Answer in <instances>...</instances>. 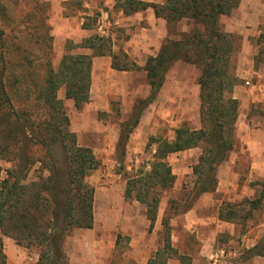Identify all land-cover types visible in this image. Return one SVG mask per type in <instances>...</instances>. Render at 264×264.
Masks as SVG:
<instances>
[{
	"label": "trees",
	"instance_id": "16d2710c",
	"mask_svg": "<svg viewBox=\"0 0 264 264\" xmlns=\"http://www.w3.org/2000/svg\"><path fill=\"white\" fill-rule=\"evenodd\" d=\"M240 1L165 0L158 3L116 0L114 7L125 14L151 7L157 17L167 21L168 36L158 53L150 55L145 64L140 65L131 60L126 51L115 52L109 36L94 32L80 43L67 41L66 44L68 49H90V53L68 51L56 68L54 37L47 22L49 2L24 0L19 21L26 22L24 26L34 28V31L26 29V39L16 44L19 51L16 61L1 56L0 160H14L13 166L6 169L5 177H2L0 165L2 233L14 238L19 245L30 247L36 243L40 247L38 264H65L66 233L94 225L95 188L86 182V177L99 166V160L91 148L77 144L75 133L69 129L70 119L62 99L58 97L59 89L64 87L66 96L73 99L78 108L89 102L95 56H111L112 67L116 70L146 71L151 93L134 105L133 128L139 123L143 110L162 89L168 71L181 60L201 68L198 78L201 125L199 128H177L173 141L159 140L151 169L128 178L125 191L126 196H135L146 206L151 230L158 218L160 189L173 187L176 180L167 155L192 147L202 148L199 160L194 164L197 178L191 193L185 203L170 199L169 210L162 218L164 248L157 249L148 261V264H169L178 252L172 241L171 223L177 213L176 206H183L181 212H185L193 206V196L195 199L202 193L216 190V168L235 146L239 101L226 96L234 86L229 73L234 36L223 29L220 17L230 15ZM183 22L190 24V29L174 37L172 29ZM84 26L90 29L85 23ZM257 44L256 63L264 64V32L258 37ZM31 48L38 51H30ZM55 144H62L69 153L67 165L56 163ZM31 146L42 149V156L38 157L42 159L36 160L47 165L48 175L29 182L28 174L35 163L30 161ZM253 185L256 188L254 197L226 201L220 208V217L239 222L243 232L258 224L255 213L264 206V178ZM263 253L264 233L256 245L246 249L243 259ZM0 264H8L1 240Z\"/></svg>",
	"mask_w": 264,
	"mask_h": 264
},
{
	"label": "rangeland",
	"instance_id": "374dc122",
	"mask_svg": "<svg viewBox=\"0 0 264 264\" xmlns=\"http://www.w3.org/2000/svg\"><path fill=\"white\" fill-rule=\"evenodd\" d=\"M15 1L22 2V4H16ZM23 1L0 0V70L3 61L1 56H8L11 60L15 58L14 61H16L19 55L16 44L26 39V29L34 31V28L24 26L27 24L26 22L23 24L19 21ZM45 1H48L50 5V17L47 22L51 27L50 33L54 37L56 53L54 65L56 68L66 52H84L83 48L68 49L67 41L80 43L84 38L97 32L100 35L109 36L113 50L119 53L122 50L126 51L124 49L125 40L132 37L134 33L142 31L141 28L136 29V25H120L124 21H122L124 16H121L119 9L114 7L116 0L111 2L114 3L112 8L109 7V4L106 5L104 0ZM105 9H109V14L104 13ZM84 23L90 29L86 28ZM78 26L81 29H86L88 35H83V31ZM190 27L191 25L185 22L178 23L172 29V35L178 37L180 32L186 31ZM146 32L144 37L147 39H152L155 36L151 31ZM263 32L264 23L255 36L252 47L254 65L258 68L264 67L263 63L257 64L255 59L258 51L257 39ZM74 34L78 39L74 38ZM167 36L168 33L162 42ZM151 48L154 49V46ZM30 51L37 52L38 49L31 48ZM155 54L141 53L136 57L141 63L130 55L129 58L144 65L147 58ZM230 64L229 73L234 86L232 91L227 93V97H232L235 86L241 85L248 89L254 82L253 78L241 76L242 67H248L251 64L250 58L239 57V53L234 54L233 50ZM200 74L199 66L181 60L177 61L168 71L165 85L155 100L143 110L139 123L133 128L131 125L134 121L132 115L134 105L149 97L151 93L146 71L128 70L123 72L113 67L112 69L99 67L94 71V67H92L90 100L81 108L75 105L73 99L66 96L64 87L59 89L58 97L62 99L65 112L70 119L69 129L75 133L77 144L91 148L99 160V166L86 177V182L95 188L94 225L92 228H75L66 233L64 239L65 264H71L70 259L73 255L82 259L97 260V264H139L140 259L146 258L149 252H151V257L157 249L164 248L162 218L166 210H169L170 199L179 201L178 199L185 198L189 188L193 187L196 175L183 172L180 174L182 186L175 184L173 187L160 189L161 201L158 209L160 219L157 218L151 230V222L146 215V206L135 196H126L125 194L127 180L151 169V162L154 160L159 140L173 141L176 129L182 126L200 127V105L197 94ZM254 104L255 102L252 103L250 109H247L240 106L239 101L238 118L243 117L244 119L242 110H248L246 122L250 123L251 129L263 134L264 104L260 102L257 107ZM241 130L242 128L238 126L237 132ZM252 148L255 154H264V144L262 146L257 144ZM200 149L202 150L199 147V150L196 149L192 153L185 150L170 153L166 160L171 165H194ZM53 150L56 163L67 165L69 161L67 154L69 153L62 144H55ZM29 151L32 152L30 161H35V163L29 171L27 181H38L40 176L48 175L47 165H44L41 160H36L42 159L38 158L42 156L41 148L31 146ZM196 151L198 152L196 153ZM251 160L252 155L246 152L241 158H237L235 165H241L242 178L250 174ZM13 163L14 160H0V165L3 168L2 177H5L6 169L12 167ZM253 178L260 180L264 177H254L253 175ZM193 198L194 206L206 205L201 197ZM186 199L180 203H185ZM226 201L234 200L226 199ZM182 208L183 206H176L177 213L174 217L178 216L174 221L171 220L172 241L178 251L172 260H178L182 264H192L193 258H196L200 260L201 264H209L206 261L209 260V256L201 254L202 243L196 234L185 230ZM255 220L262 224L257 226L252 233L260 229L264 230V206L255 213ZM118 235L120 236L118 237ZM0 240L3 242L4 248L7 244L6 249L11 264H18L21 259L29 264H38L40 247L36 243L35 245L33 242L30 247L17 245L14 238L4 237L1 228ZM141 241L152 243L153 249L151 251L149 249L147 251L140 250L136 243ZM217 244H221V247L225 248L224 259L233 264L245 257L246 249L244 250V247L241 246L238 238L232 240L224 237Z\"/></svg>",
	"mask_w": 264,
	"mask_h": 264
},
{
	"label": "crops",
	"instance_id": "0c3cea01",
	"mask_svg": "<svg viewBox=\"0 0 264 264\" xmlns=\"http://www.w3.org/2000/svg\"><path fill=\"white\" fill-rule=\"evenodd\" d=\"M105 4L112 8L114 5L113 0H104ZM150 2L162 3L165 0H144ZM56 8V7H55ZM106 14H109V9H105ZM112 10V9H110ZM119 14L124 16L120 25H136V29L141 28L142 31L134 33V35L127 40H125L124 49L127 53L136 58L141 53L148 52L156 53L159 50L163 38L168 33L167 21L164 18L157 17L154 10L149 7L146 10H140L132 14H125L123 10H119ZM119 15V16H120ZM220 21L224 27V30L230 32L234 36V54L239 53V57L250 58V65L248 67H242L241 76L246 78H253L249 88H243L241 85H237L232 92V96L240 101V106L244 108H251L252 103L255 102V107L260 105V102L264 104V67H256L254 65L253 59V41L255 36L260 31L264 23V0H242L237 8L233 10L230 15H222ZM119 23V20L117 21ZM121 22V21H120ZM82 23V22H81ZM143 23V24H142ZM82 34L87 36L88 33L86 29H81ZM137 31V30H136ZM148 32H153L155 36L152 39H147L144 34ZM76 39V34H74ZM76 42L78 40H75ZM154 46V49L151 48ZM86 53H90L89 49L83 50ZM137 60V58H136ZM137 62H139L137 60ZM141 63V62H139ZM141 65V64H140ZM93 67L95 69L99 67H110L112 69V57L109 55L105 56H95L93 58ZM122 71V70H120ZM126 72V71H123ZM165 85V84H164ZM198 99L200 105V96L198 88ZM242 116L237 118L235 123V146L232 150H229L226 154L224 160L216 168V178L217 187L213 192H207L200 194L197 198L201 197L202 201L206 205L192 206L185 212H183L185 218V230L195 233L196 237L202 243L201 254L209 256V260H206L209 264H233L228 260L224 259L225 248L221 247V238L227 237L228 239H239V243L245 249H249L256 245L264 233L263 229L258 231H252L260 224H254L246 231H242V225L237 221L225 220L220 217V208L226 199L243 200L244 198H252L256 195V188L253 185L257 180L253 178L257 176L264 177V154H255L253 146L257 144H264V133L260 134L257 130L251 129L249 122H246V117L248 110H242ZM200 112V106H199ZM241 115V113H240ZM239 116V113H238ZM200 117V114H199ZM242 128L241 131L237 132V127ZM198 147V148H197ZM185 149L186 152L190 151L192 153L194 150H199L200 146ZM198 151H196L197 153ZM244 152L252 155L250 174L246 177L241 176V165H235L237 158H241ZM202 150L198 153L196 164L199 160ZM173 173L176 175V180L174 185L182 186L180 180L182 179L181 173L189 172L194 173L195 165H171ZM194 175H196L194 173ZM197 178V175H196ZM254 179V180H253ZM196 179L193 183L195 184ZM192 185V186H193ZM189 188L188 193L185 198L178 199L180 202L188 198L191 193ZM230 201V202H234ZM176 215L172 218L175 220ZM158 219L160 215L158 213ZM173 227V226H172ZM4 235V234H3ZM4 237H10L4 235ZM227 243V242H226ZM19 245V244H17ZM153 244L147 241H141L136 243V246L143 251H150L153 249ZM174 245V244H173ZM217 245V246H216ZM219 246V248H218ZM17 247V246H16ZM175 247V246H174ZM7 244H5V251L8 257V264H11L10 258L7 253ZM217 249V250H216ZM151 252H149L146 258H142L139 264H148V259L150 258ZM18 264H29L23 259L19 261ZM71 264H97V260L82 259L79 257H74L70 259ZM169 264H182L178 260H170ZM192 264H201L199 259L193 258ZM235 264H264V253L261 255H254L248 259H241Z\"/></svg>",
	"mask_w": 264,
	"mask_h": 264
}]
</instances>
